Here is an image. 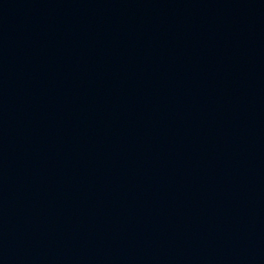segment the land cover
I'll use <instances>...</instances> for the list:
<instances>
[{
  "label": "water",
  "instance_id": "obj_1",
  "mask_svg": "<svg viewBox=\"0 0 264 264\" xmlns=\"http://www.w3.org/2000/svg\"><path fill=\"white\" fill-rule=\"evenodd\" d=\"M0 264H264V0H0Z\"/></svg>",
  "mask_w": 264,
  "mask_h": 264
}]
</instances>
